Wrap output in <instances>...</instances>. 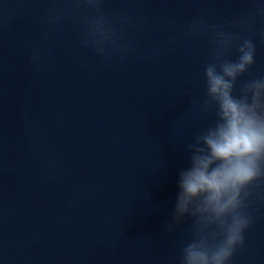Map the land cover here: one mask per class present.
<instances>
[{"label":"water","instance_id":"obj_1","mask_svg":"<svg viewBox=\"0 0 264 264\" xmlns=\"http://www.w3.org/2000/svg\"><path fill=\"white\" fill-rule=\"evenodd\" d=\"M53 6L76 7L0 0V264H177L192 218L172 234L164 225L191 166L186 145L215 118L195 103L213 37L184 30L197 18L233 30L254 0H103L129 44L107 57L81 43L80 13L49 22ZM121 13L133 22L121 26ZM252 19L242 35L256 43L255 63L238 86L264 75V16ZM248 211L231 264H264V189Z\"/></svg>","mask_w":264,"mask_h":264},{"label":"clouds","instance_id":"obj_2","mask_svg":"<svg viewBox=\"0 0 264 264\" xmlns=\"http://www.w3.org/2000/svg\"><path fill=\"white\" fill-rule=\"evenodd\" d=\"M76 7H50L46 19L59 22L80 13L85 26L81 43L102 56L123 54L129 44L102 10L103 0H70ZM86 5L94 14L81 13ZM255 7L246 17L224 24L194 19L184 30L185 36L210 34L214 59L206 64V93L196 101L201 114L214 113V120L200 129L186 145L191 166L179 171L178 187L171 220L164 225L172 234L184 217L192 218V236L179 253L177 264H231L239 248L245 245V230L254 221L248 211L249 201L264 189V75L239 79L255 63L256 43L249 30L253 17L264 16V4L254 0ZM133 18L120 14L121 26ZM264 41V30L259 33ZM169 43H172L171 41ZM235 49L236 58L227 59ZM32 61L39 59L38 53Z\"/></svg>","mask_w":264,"mask_h":264}]
</instances>
